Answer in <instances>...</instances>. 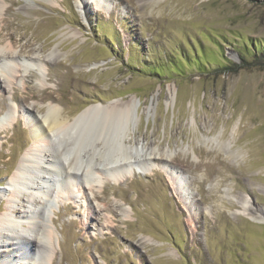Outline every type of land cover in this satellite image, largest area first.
I'll return each instance as SVG.
<instances>
[{"label": "rangeland", "instance_id": "1", "mask_svg": "<svg viewBox=\"0 0 264 264\" xmlns=\"http://www.w3.org/2000/svg\"><path fill=\"white\" fill-rule=\"evenodd\" d=\"M0 48L18 71L0 91V216L32 210L3 194L49 105L71 120L130 102L125 141L152 152L116 184L44 198L48 264H264V223L241 213L264 210V0H0Z\"/></svg>", "mask_w": 264, "mask_h": 264}, {"label": "bare ground", "instance_id": "2", "mask_svg": "<svg viewBox=\"0 0 264 264\" xmlns=\"http://www.w3.org/2000/svg\"><path fill=\"white\" fill-rule=\"evenodd\" d=\"M7 49L0 48V91H4L6 84L18 72L13 70L12 64L6 69L2 67L6 65L5 56L10 53ZM55 55L52 52L49 57ZM28 65L21 64L22 67ZM12 109L11 106L7 107L8 115ZM59 110L49 105L42 118L30 119L32 144L8 180V189L3 195L11 204L21 201L25 192L29 197L24 196L22 200L32 210L25 211L30 214L22 220L10 205L6 207V213L0 216V231L6 232L9 240L7 244H0V264H48L51 261L53 244H57V239L54 229L43 223L44 198L46 202L55 199L63 203L71 202L75 200L74 194L79 192L78 188L92 192L93 188H100L106 182L116 184L118 179L124 178L120 175L124 171L134 166L146 168L151 159L148 158L152 154L148 147L129 146L125 141L124 132L132 119L130 102L89 107L71 120L63 119ZM12 123L13 117L0 121V132L8 130ZM161 171H164L168 181L172 174L175 176V172L168 173L167 169L162 168ZM132 173L136 174V171L132 170ZM241 206L242 216L252 222L264 223V210L251 209L247 201H243ZM36 207L42 210L36 212ZM23 224L34 239L31 244L29 237L17 232V227Z\"/></svg>", "mask_w": 264, "mask_h": 264}]
</instances>
